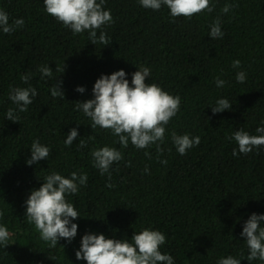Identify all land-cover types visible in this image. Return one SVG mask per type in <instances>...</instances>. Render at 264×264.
<instances>
[{
  "label": "trees",
  "instance_id": "trees-1",
  "mask_svg": "<svg viewBox=\"0 0 264 264\" xmlns=\"http://www.w3.org/2000/svg\"><path fill=\"white\" fill-rule=\"evenodd\" d=\"M225 3L233 4L228 13L222 12ZM0 7L10 22L25 21L11 34L0 33V208L11 233L9 244L0 247V264H86L75 257L86 231L130 239L146 226L165 233L161 251L170 252L176 264H216L228 254L250 264L240 232L252 212L264 213V150L233 156L237 145L230 136L239 128L254 133L264 119V0H216L211 13L190 19H173L166 7L145 9L137 0H107L113 17L105 28L107 45L91 43L86 33L73 35L44 11L43 0H0ZM217 16L224 36L212 39L209 25ZM234 59L240 68L232 67ZM44 64L53 69V79H41L38 69ZM140 64L151 68L146 82L180 95V111L166 126L163 153L155 145L145 150L129 143L109 181L92 166L90 150L117 138L91 129L74 105L92 98L101 73L124 68L131 81ZM241 69L246 80L238 83L235 73ZM23 73L32 74L29 83L38 94L20 121H11L4 118L7 108L15 107L7 93L10 85L27 86ZM217 75L227 82L222 88L215 85ZM59 81L64 98L50 92ZM77 85L85 91L77 92ZM218 97H227L232 108L213 113L209 104ZM72 127L79 135L66 147L63 139ZM172 131L199 135L200 143L180 155ZM35 138L50 146V155L28 165ZM79 139L87 146L78 147ZM80 169L88 181L71 197L84 215L76 218L77 235L51 247L27 221L25 200L47 172Z\"/></svg>",
  "mask_w": 264,
  "mask_h": 264
},
{
  "label": "clouds",
  "instance_id": "clouds-1",
  "mask_svg": "<svg viewBox=\"0 0 264 264\" xmlns=\"http://www.w3.org/2000/svg\"><path fill=\"white\" fill-rule=\"evenodd\" d=\"M106 3L107 0H43L44 11L47 14L71 30L73 35L86 33L88 41L95 45L110 43L105 28L113 23V17L111 9L105 7ZM137 3L153 11L166 7L173 19L180 16L190 19L194 14L211 13L216 0H137ZM232 7L233 4L225 3L222 12L228 13ZM24 24L22 17L13 18L10 22L9 13L0 7V33L11 34ZM221 24L222 21L217 16L209 25L208 35L212 39L224 36ZM240 64L239 59L232 61L233 68H240ZM38 70L42 80L53 79V69L49 64L40 65ZM57 71L62 72L63 69L61 71L58 68ZM31 75L23 73L20 76L21 81L27 86H9L7 97L15 107H8L4 118L20 121L19 114L26 112L28 106L32 104L38 91L29 83ZM128 75L124 68L108 74L101 73L93 84L92 98L76 101L74 105L76 111L82 112L89 119L88 126L91 129H105L117 138L113 145L104 144L90 150L92 166L101 176L107 175L109 181L114 170L113 165L124 159L121 149L127 148L129 143L137 149L146 150L155 145L157 153L165 151L161 145L166 139V126L181 107L179 94L174 95L158 83L148 82L151 77L149 66L144 64L137 66V70L131 73V81L127 78ZM214 80L217 88H222L227 83L219 75L214 77ZM235 80L243 83L246 80V72L242 69L237 71ZM61 85L62 81H59L50 88L53 97L64 98ZM76 91L83 93L85 87L77 85ZM209 106L213 113H217L231 109L232 103L227 97H218ZM78 135L77 127L70 128L63 139V144L66 147L71 146ZM170 139L175 151L185 155L189 149L199 145L201 138L187 132L178 134L172 131ZM230 139L237 145L232 150L233 156L264 150V119L254 133L239 128L231 133ZM117 143L119 148L114 146ZM77 146L83 148L87 143L79 139ZM29 148L31 155L26 159L28 165L47 159L51 151L50 146L42 143L39 138L33 139ZM145 156H150V153L145 151ZM167 162V159H160L161 164ZM144 171L148 172L149 168L145 166ZM42 178L43 183L38 188L31 189L25 200L24 215L49 246L55 247L61 239L71 243L77 235L76 218L84 216L71 197L86 185L88 173L80 169L64 175L51 170ZM108 186L112 187V184L109 183ZM4 216L5 209L0 208L2 248H5L11 239L9 228L3 222ZM240 236L245 238L248 249L246 258L250 264L254 260L264 262V213L252 212L244 221ZM165 243V233L152 226L141 227L130 239L127 237L117 239L106 236L103 232L86 231L81 235L75 257L77 260L86 261V264H176L170 252L161 251ZM216 264H241V258L228 254L217 258Z\"/></svg>",
  "mask_w": 264,
  "mask_h": 264
}]
</instances>
